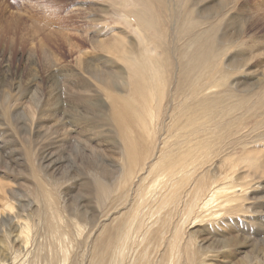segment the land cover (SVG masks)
<instances>
[{"label": "rangeland", "instance_id": "374dc122", "mask_svg": "<svg viewBox=\"0 0 264 264\" xmlns=\"http://www.w3.org/2000/svg\"><path fill=\"white\" fill-rule=\"evenodd\" d=\"M124 2L126 7L123 0H0V264H59L62 248L66 264H92L97 239L110 242L139 211L145 223H155L154 232L145 239L132 231L125 251L114 239L109 254L122 251L120 264H189L195 252L193 264H264V0ZM122 13L131 14L145 41L120 19ZM196 34L198 44L191 42ZM147 48L156 51L154 59ZM238 52L241 60L234 62ZM151 101L154 110L146 105ZM227 106L234 109L223 117ZM150 111L154 129L145 130L142 119L148 124ZM202 118L208 120L204 133L180 130ZM183 135L193 141L203 136L210 146L189 154L188 146L177 147ZM184 156L207 159L199 161L179 204L166 207L169 184L156 183L152 167L174 161L178 181L184 170L175 165ZM129 169L134 177L124 188ZM96 175L113 183L105 199ZM41 177L57 187L47 191ZM196 184H202L201 199L187 220L184 207ZM225 184L227 196L219 194L205 208L209 190ZM49 191L57 195L52 210ZM10 205L19 218L10 215ZM58 211L61 220L52 216ZM26 220L28 236L21 231ZM78 225L83 232H76ZM180 225L178 257L171 238Z\"/></svg>", "mask_w": 264, "mask_h": 264}, {"label": "bare ground", "instance_id": "6f19581e", "mask_svg": "<svg viewBox=\"0 0 264 264\" xmlns=\"http://www.w3.org/2000/svg\"><path fill=\"white\" fill-rule=\"evenodd\" d=\"M130 1V0H129ZM126 2V1H125ZM124 0H123V3L121 4V5H123L124 7H126V4L124 5ZM133 3V2H132ZM131 3V4H132ZM136 8V7H135ZM134 8V9H135ZM132 9V8H131ZM137 10V9H136ZM135 10V11H136ZM143 10H146V12H147V9L146 8H144ZM138 11V10H137ZM132 13V12H131ZM133 13H134V11H133ZM133 15V14H132ZM140 15V14H139ZM143 15V14H142ZM146 15V14H145ZM152 15V14H151ZM120 16V19L122 20V19H124V21L126 22V24L127 25H129V26H131V27H134V23H135V21H134V18H132V16H131V14H125V13H122V14H120L119 15ZM149 16V15H148ZM136 17V16H135ZM138 17V16H137ZM142 18V17H141ZM136 19V18H135ZM149 20H151L150 18H149ZM141 23V22H140ZM154 23V22H153ZM142 24V23H141ZM148 24H150V23H148ZM140 25V24H139ZM58 26V25H57ZM61 26V25H60ZM60 26H58V27H60ZM137 26V25H136ZM141 26V25H140ZM146 26V25H145ZM61 28H63V26L61 27ZM135 29H134V34H135V36H137V38L138 39H140V40H142V41H145V37H144V34H143V32L142 31H144V30H142L141 31V29L139 30L138 28H136V27H134ZM193 28V27H192ZM194 29V28H193ZM145 33V32H144ZM60 35H62V34H60ZM60 35H58V36H60ZM66 36V35H65ZM68 36V35H67ZM129 37V36H128ZM191 37V36H190ZM60 38H62V37H60ZM63 38H64V35H63ZM67 38V37H66ZM201 38H199L198 37V35L196 34V35H194V36H192V38H191V42L192 43H194V42H197V44H198V41L200 40ZM65 40V39H64ZM68 40V39H67ZM123 40V39H122ZM61 41V40H60ZM63 41V40H62ZM126 41V40H125ZM201 41V40H200ZM68 42V41H67ZM70 42V41H69ZM122 42H124V41H122ZM130 42V41H129ZM132 42V41H131ZM66 43V42H65ZM56 44V43H55ZM61 44V43H60ZM131 44V46H133V44L132 43H130ZM58 45V44H57ZM129 45V44H128ZM195 45H196V43H195ZM127 48V52L128 53H131V52H133V48L132 47H126ZM126 52V53H127ZM150 57H152L153 59H154V57L156 56V51H154V50H152V49H150V48H147L146 49V51H145ZM239 53V55L238 56H236V57H234V62L236 61H238L240 58H239V56L241 55V54H243L242 52H238ZM195 54V53H194ZM197 54V53H196ZM207 54H205V56H206ZM154 56V57H153ZM191 56V55H190ZM211 57H212V59H213V55H210ZM133 57V56H132ZM148 57V56H147ZM149 57V58H150ZM195 58H196V56H194ZM197 57H198V55H197ZM144 58V57H143ZM152 58H151V60H152ZM190 58V57H189ZM200 58V57H199ZM202 58V57H201ZM198 59V60H202V59ZM126 59H128V58H126ZM136 59V58H135ZM193 58L191 57V59L190 60H192ZM197 59V58H196ZM209 59H210V57H209ZM210 60V62H212L213 60ZM143 61H144V59H142ZM146 60V59H145ZM189 60V61H190ZM241 60V59H240ZM128 61V60H127ZM131 61V60H130ZM149 61V60H148ZM193 61V60H192ZM209 61V60H208ZM134 62V61H133ZM145 62H147V61H144V64L143 65H145ZM150 62H152V61H150ZM195 62V61H194ZM132 63V62H131ZM192 63V62H191ZM197 63V62H196ZM199 63V62H198ZM189 63H187L186 64V69H187V67L189 66L188 65ZM139 65V64H138ZM147 65V64H146ZM212 65V64H211ZM128 66V65H127ZM195 66V64L193 65V67ZM130 67V66H129ZM201 67V66H200ZM212 67V66H211ZM135 68V67H134ZM190 68H192V67H190ZM154 69V68H153ZM199 68L197 67V70H198ZM136 70V69H135ZM134 70V71H135ZM189 70V69H188ZM133 71V70H132ZM139 71V70H138ZM142 71V69L140 70V72ZM145 71V70H144ZM187 71V70H186ZM192 71H195V69L193 68V70ZM203 71V70H202ZM201 71V72H202ZM199 72V71H198ZM135 73H137L136 71H135ZM134 73V74H135ZM186 73V72H185ZM189 73V72H188ZM195 73V72H194ZM206 73V72H205ZM131 74V73H130ZM138 74V73H137ZM141 74H143L142 72H141ZM196 74V76L195 77H197V73H195ZM198 74H200V73H198ZM187 75V74H186ZM201 75V74H200ZM138 76V75H137ZM136 76V77H137ZM145 76V75H144ZM144 76H142V77H144ZM193 76H194V74H193ZM207 76V75H206ZM130 77H132V75L130 76ZM202 77V76H201ZM201 77H200V80H201ZM138 78V77H137ZM186 78V77H185ZM192 78V77H191ZM192 79H194V77L192 78ZM145 80V79H144ZM144 80L142 81V79H141V81L140 82H144ZM153 80V79H152ZM189 80H190V77H189ZM149 81V80H148ZM191 81V80H190ZM198 82H199V80H197ZM182 82V81H181ZM187 82V81H186ZM125 83V82H124ZM145 83V84H144ZM143 84L146 86L147 84H148V82L146 83V82H144ZM185 83V82H184ZM192 83H193V81H192ZM202 83V82H201ZM137 84V83H136ZM151 84V83H150ZM181 84H183V82L181 83ZM186 84V83H185ZM185 84H183V85H185ZM200 84V83H199ZM212 84V83H211ZM234 84H236V82L234 83ZM179 85V84H178ZM194 85H198V84H195L194 83ZM193 85V86H194ZM201 85H203V83L201 84ZM205 85V84H204ZM210 85V84H209ZM217 85V84H216ZM239 85V84H238ZM242 85V84H241ZM140 86V85H139ZM182 86V85H181ZM187 86V85H186ZM218 86V85H217ZM215 87V86H214ZM194 88H197V87H194ZM193 88V89H194ZM200 88H201V86H200ZM199 88V89H200ZM204 88V86L202 87V89ZM216 88V87H215ZM137 89V88H136ZM135 89V90H136ZM139 89V88H138ZM208 89V88H207ZM213 89V88H212ZM142 90V89H141ZM147 90V89H146ZM201 90V89H200ZM198 91L197 89H196V92H198L197 94H199L200 95V92H203L202 90L201 91ZM204 90V89H203ZM217 90V89H216ZM148 91V90H147ZM147 91H145V92H147ZM150 91V90H149ZM160 91V90H159ZM205 91V90H204ZM194 92V91H193ZM211 92V91H210ZM217 92V91H216ZM149 93V92H148ZM230 93V91L228 90L227 91V93H225V95L227 96V94L228 95H230L229 94ZM143 94V93H142ZM141 94V95H142ZM147 94V93H146ZM157 94V93H156ZM155 93H154V95H156ZM160 94V93H159ZM193 94H195L196 95V93H193ZM216 94H218V93H216ZM149 95V94H148ZM150 95H152V94H150ZM195 95H194V97H195ZM202 95V94H201ZM207 95V94H206ZM221 95H223V94H221ZM225 95H224V98H225ZM124 96H126V94L124 95ZM123 95H122V98L124 97ZM193 96V95H192ZM212 96V95H211ZM198 97V96H197ZM202 97V96H201ZM210 97V96H209ZM196 98V97H195ZM202 98H204V97H202ZM205 98H206V96H205ZM204 98V99H205ZM228 98V97H227ZM226 98V99H227ZM124 100V99H123ZM148 100V99H147ZM198 100H199V98H198ZM197 100V101H198ZM225 100V99H224ZM204 100L202 99L200 102H199V104H201V102H203ZM226 101V100H225ZM146 105H147V107H152L151 105H156V102H153V101H151V102H148V104L146 103ZM155 107V106H154ZM153 108V107H152ZM232 109H234L233 107H231ZM231 108L229 107V106H227V108H224V110L221 112L222 113V115H223V117H225L226 115H230L229 114V112H231L232 110H231ZM236 108V107H235ZM153 110H154V108H153ZM148 111H149V109H148ZM220 112V111H219ZM150 113H151V115H150V119L149 120H151L148 124H147V120L146 119H142V121L144 120V126H143V128L145 129V130H151V129H154V128H152V122H153V120H154V116H153V114H152V111H150ZM215 114V113H214ZM217 115H218V113H216ZM215 114V115H216ZM221 115V116H222ZM213 116V115H212ZM220 116V117H221ZM227 116V117H228ZM226 117V118H227ZM214 118V117H213ZM222 118V117H221ZM220 118V119H221ZM209 119V118H208ZM210 119H212V117H210ZM214 119H216V118H214ZM213 119V120H214ZM224 119V118H223ZM222 120V119H221ZM142 121L140 122V124L142 123ZM206 121V119L205 118H202V120H197V121H195L194 122V124H192V125H190V126H185V127H183V128H181L180 130L182 131V129H190V131L192 132V134L193 135H196V134H198L197 132H199V131H202V133H204V130H205V128H206V125H207V122H208V120H207V122H205ZM215 122H217V121H215ZM200 123H201V127H198L199 125H200ZM210 123H211V121H210ZM211 124H213V123H211ZM210 124V125H211ZM215 124V123H214ZM152 125V126H151ZM222 125V124H221ZM208 126V125H207ZM213 126V125H212ZM219 127V126H218ZM208 128V127H207ZM214 129V128H213ZM216 129V128H215ZM227 129H230V128H227ZM209 130V129H208ZM231 130V129H230ZM207 131V130H206ZM215 131V130H214ZM225 131V130H224ZM232 131V130H231ZM180 132V131H179ZM188 132V131H187ZM186 132V134H188ZM191 132H190V134H191ZM212 132H213V130H212ZM226 132H227V130H226ZM225 132V133H226ZM229 132V131H228ZM157 133V132H156ZM214 133V132H213ZM216 133H217V131H216ZM220 133V132H219ZM222 133V132H221ZM182 134V133H181ZM184 134V133H183ZM206 134V133H205ZM209 134V133H208ZM208 134H206V135H208ZM228 134V133H227ZM232 134H234V136L237 134L236 132H232ZM185 135V134H184ZM183 135V137L184 138H181V140H182V142H181V144H178V146L177 147H180V146H184V145H186V146H188V151H189V154H190V152H193V151H195V150H200V154H201V152H204L203 150H201V148H203V147H208V145H209V143H208V141H206L205 140V138L202 136V137H200L198 140H191V135L189 136L188 135V140H186V138H185V136ZM221 135H223V134H221ZM182 136V135H181ZM216 136V135H215ZM233 136V137H234ZM187 137V136H186ZM195 137V136H194ZM194 137H192V138H194ZM212 137V136H211ZM217 137V136H216ZM222 137V136H221ZM226 137V136H225ZM230 137V136H229ZM178 138V137H177ZM223 138V137H222ZM227 138V137H226ZM210 139V138H209ZM215 139H217V138H215ZM228 139V138H227ZM180 140V139H179ZM178 140V141H179ZM226 140V139H225ZM178 141H176V142H178ZM212 141V140H211ZM223 141V140H222ZM221 141V142H222ZM227 141V140H226ZM226 141L224 142V144H226ZM215 142H217V141H215ZM221 142H220V144H221ZM175 143V142H174ZM228 144H229V142H228ZM175 145H177V144H175ZM175 145H174V147H175ZM219 145V144H218ZM210 146V145H209ZM212 146V145H211ZM215 146V145H214ZM221 146V145H220ZM210 148V147H209ZM214 148V147H213ZM212 148V149H213ZM218 148H219V146H218ZM221 148V147H220ZM224 148V147H223ZM205 150V149H204ZM214 150V149H213ZM221 150V149H220ZM197 152V151H196ZM199 152V151H198ZM206 152V151H205ZM207 152H208V149H207ZM214 152H215V150L214 151H212V153L214 154ZM189 154L188 155H186V156H189ZM198 155H199V153H198ZM205 155H206V153H205ZM204 155V156H205ZM186 156H184L185 158H183V159H180L179 160V162L180 163H178V164H176L175 166L176 167H181V168H183V170H184V172L182 173V177L180 178V179H178V181H175V178H174V161H171L170 162V164L169 165H167L166 163H165V161H161V163L160 164H155L153 167H152V170L151 171H157V181H156V183H158V182H161V181H165V182H167V184H169L168 185V187L165 189V191H168L169 193H170V195L169 194H167L166 196H164L165 198H167V200L165 201V202H162V204H164L165 206L166 205H171V204H173V205H175V203H177V204H179V201H180V198H181V196H182V194L184 193L182 190H183V188L185 187V185H186V183L191 179V176L193 177L195 174L194 173H196V171H198V170H196L199 166H201L202 164H199V161H203V160H206V159H202V158H199V159H194L193 160V158H191V159H188V157H186ZM204 156H203V158H204ZM207 156V155H206ZM205 156V157H206ZM168 156H166V158H167ZM208 157H209V153H208ZM214 158V157H213ZM210 159V158H209ZM209 161H211V160H209ZM208 162V161H207ZM206 162V163H207ZM200 163H203V162H200ZM188 168H192V169H188ZM199 169V168H198ZM200 170V169H199ZM38 175V174H37ZM36 175V176H37ZM99 175V174H98ZM106 175V174H105ZM104 175V176H105ZM97 176V175H96ZM107 176V175H106ZM123 178H122V182H121V186H124V188L125 187H127L129 184H130V182H131V180L133 179V177H134V172H133V170H131V169H129V170H127V172H125L123 175ZM45 177V176H44ZM44 177H41V178H39V181H41V184L40 185H43L42 187H44V188H46V190H47V187L46 186H48V185H51L52 184V182H50V184H47L48 182H47V179H49V178H44ZM37 178V177H36ZM107 178V177H106ZM38 179V178H37ZM42 179V180H41ZM44 182V184H42L43 182ZM96 181H97V189H98V191H99V193L102 195V198H107V197H109L111 194H110V189L111 188H113V183H108L107 182V180L106 179H104V178H102V177H98L97 176V179H96ZM39 183V182H38ZM227 183V182H226ZM7 184V183H6ZM13 184V183H12ZM11 184V185H12ZM201 185L202 184H196V185H194V187H193V189H192V191L194 192L195 191V193H194V196H193V198L190 200V201H188L186 204H185V207H184V209L186 210V219L187 220H189V218L191 217V216H193V215H195L194 214V212L196 211V207H197V205H198V202L200 201V195H199V193L201 194L202 193V188H201ZM226 185V184H225ZM8 186H10L9 184H8ZM231 186H232V184H231ZM236 186V185H235ZM52 187H53V189H54V187H57V185H56V183H54V184H52ZM214 187V186H213ZM237 187V186H236ZM230 189V184L229 185H226V186H224V187H220V188H217V187H215L213 190H209V191H211L212 192V195L210 196V198L209 199H207L205 202H204V207L206 208V207H208L209 206V204H211V203H213V200L216 198V197H218L219 196V194H222V195H225V197L227 196V194H228V192L230 191L229 190ZM232 189V188H231ZM48 191V190H47ZM237 191V190H236ZM244 191V190H243ZM48 193V196H49V199H50V201H49V210H52L53 208V206L55 205V204H57V195H55L53 192H51V191H49V192H47ZM233 193V192H232ZM193 194V193H192ZM234 195L236 194L235 192L233 193ZM220 197V196H219ZM231 198V197H230ZM9 199H10V197H9ZM6 201V200H5ZM8 201V200H7ZM233 200L232 199H230V200H226V202L227 203H229V202H232ZM125 202V201H124ZM144 202V200L143 199H140L139 200V204H142ZM176 204V205H177ZM173 205H171V206H173ZM56 206H58V205H56ZM10 208H11V211H10V215H13V218H19L20 217V215H15L14 214V212H13V209H14V206L13 205H10L9 206ZM167 207V206H166ZM61 209H62V207H61ZM48 210V211H49ZM53 211H55V210H53ZM56 212V211H55ZM2 214V213H1ZM4 214V213H3ZM61 213L58 211V213H52V216H54V218L55 217H57L58 219H62V217H61V215H60ZM9 215V216H10ZM72 215H75V214H72ZM203 215V214H202ZM132 217H130L131 219H129L128 220V223H126V225L125 224H123L124 225V228H128V229H124L123 228V226H122V230H121V226L120 227H117L118 229H117V235H116V233L115 234H109V238L112 236L113 238H112V240L110 241V242H104V240H101V239H97V241H96V244H95V246H97V251H96V256L94 257V258H92V261H93V263L92 264H105L106 262H108V263H106V264H120L121 263V261H120V259H122L123 258V252L122 251H120V250H117V249H115V251H114V256L112 257V258H110V255H111V253L109 254V252L110 251H112V245L114 244L113 242H114V239H116V243L114 244V245H116L117 244V247H119L121 250H123V251H125L126 249H127V246H128V244L131 242L130 240H131V237L133 236L132 235V231H134V232H139V233H141L142 235H143V237L146 239V237H148V236H150L151 234H153V232H154V226H155V223L153 224L152 222H150L149 221V223L147 224V222L145 223V221L143 220V218H142V214H141V212L139 211V212H137V213H135L134 215L132 214L131 215ZM10 217H12V216H10ZM201 218V217H200ZM12 219V218H11ZM166 219H171V212H169L166 216H164V218L162 219V226H164L165 224H166V222H168V221H165ZM197 219V218H196ZM28 220V219H27ZM26 220V222L25 223H23V225H22V233H23V235H26V236H28L29 235V233L32 231L31 230V225H30V223L28 222ZM66 220H68V219H66ZM70 220V219H69ZM186 220V221H187ZM185 221V222H186ZM61 222V221H60ZM60 222H58V224L60 223ZM135 223H137L136 224V227H135ZM61 224H59V226H60ZM50 229H53L54 230V233H56L57 235H60L62 232H61V230H59V229H57L56 227H55V229H54V226L53 225H49L48 226ZM105 229H104V235L103 236H105L106 235V233L108 232V228L107 227H104ZM164 228V227H163ZM166 228V227H165ZM164 228V229H165ZM77 231L76 232H83L82 230L83 229H81V227L78 225L77 226ZM143 229H145V231L143 230ZM164 229H162V230H160L159 232H166V231H168V230H164ZM119 230H121V233H120V231ZM182 231H184V228L180 225V228H176V230H174V234H173V236H172V238H171V243H172V245L175 247L176 245V248H174V250L176 251V253H177V256H178V254H179V256H181V253H180V248H181V246H182V244H181V239H182V237H184V235L182 234ZM134 232H133V234H134ZM118 233H119V236H118ZM64 234V233H63ZM185 234V233H184ZM80 236V235H79ZM117 236V237H116ZM58 237V236H57ZM188 237V236H187ZM186 236H185V240H186V238H187ZM21 239V238H20ZM27 239H29L28 237H27ZM189 240H191L192 238L190 237V238H188ZM184 240V239H183ZM26 243H27V241H25ZM189 242V241H188ZM31 245V244H30ZM190 245V248H192L193 249V247L195 246L193 243L192 244H189ZM130 246V245H129ZM196 248V247H195ZM23 249V248H22ZM190 251V253L191 252H193V251H191V250H187L186 251V253H188ZM202 252V251H201ZM201 252H199V253H201ZM20 253V252H19ZM64 253V255H61V258L58 260V262H60L59 264H66V262L69 260V254L66 252V250H63V248H62V253L61 254H63ZM70 253V252H69ZM120 253V254H119ZM145 253H147L148 254V252L146 251ZM116 254V255H115ZM126 254V253H125ZM108 255H109V260L107 261V257H108ZM197 255V252H195L194 254L192 253V259H188V257H187V259L188 260H190L189 261V264H193V262H196V261H194L195 259H193L195 256ZM10 256V255H9ZM178 256V257H179ZM191 255L189 254V257H190ZM141 258H145L146 260H148L147 259V255L146 256H144V254L143 255H141L140 256ZM17 258H18V256H17ZM140 258V259H141ZM191 258V257H190ZM134 259V258H133ZM132 259V260H133ZM150 259V258H149ZM142 260V259H141ZM177 260H179V258L177 259ZM15 261H17V260H15ZM21 261V260H20ZM143 261H144V259H143ZM207 261V260H206ZM0 262H2V261H0ZM11 262V261H10ZM129 262H130V260H129ZM136 262V261H135ZM147 262H149V261H147ZM192 262V263H191ZM131 263V262H130ZM133 263V262H132ZM4 264V263H3ZM48 264H54V260H52L51 262H49ZM148 264V263H147ZM150 264H151V262H150ZM176 264H180V261H178Z\"/></svg>", "mask_w": 264, "mask_h": 264}]
</instances>
